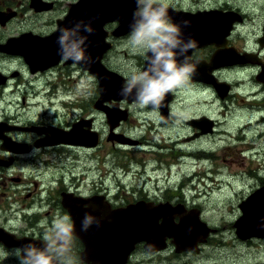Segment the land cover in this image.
<instances>
[{
    "label": "rangeland",
    "instance_id": "obj_1",
    "mask_svg": "<svg viewBox=\"0 0 264 264\" xmlns=\"http://www.w3.org/2000/svg\"><path fill=\"white\" fill-rule=\"evenodd\" d=\"M29 1L0 0V5H7L10 2L12 7H17L19 12L23 13L20 17L22 21H14L10 29L7 27L9 30L7 29L6 33L14 31L17 33L18 30L32 28L41 29L43 25L55 22L58 16L62 15L60 11L65 13L69 5L77 0H60L58 9L56 5L54 11L43 17H36L32 11L27 10ZM167 2L169 7L186 11L238 8L244 13L245 22L238 30L237 45L256 48V43L259 42L260 51L264 53L262 30L264 0H167ZM128 36L120 38L114 44L105 64L129 80L132 75L142 71L146 55L132 50ZM9 61L6 60L8 63L2 66L7 70L22 68L24 78L15 81L4 92H0V115L5 116L8 113L11 118L21 116L28 119V122H36L44 120L47 108L52 107L54 111H50L45 121L57 122L59 118L56 115L67 114L68 110H71L70 106H66L71 100L76 102L75 105L80 102L85 106L89 99L94 97L95 90L98 98L97 79L81 75L79 71L77 74L74 73L73 79L70 80L65 71L61 72L64 74L60 76L61 85L64 78L69 79V83L67 87L58 90L57 97L53 96L52 100L48 97L52 94L46 88L47 78L40 76L33 82L35 93L39 95L26 98L24 104L25 90L28 86L26 81L33 77L27 76L23 62ZM255 73V68H241L222 73L227 83L234 84L231 96L227 94V98L224 99H220L211 87L206 89L192 84L190 78L182 88L177 89L173 105L175 114L184 120L189 117L206 116L214 122L217 121L215 133L206 136V139L194 141L189 137L183 143L179 140L187 134V129L183 125L162 126L160 119H157L159 117L148 111L152 108L149 106L141 108L134 104L130 119L120 133L134 141V145H128L132 147H126L127 144L118 145L119 142L115 139L110 140L111 144H108L106 140L110 136V128L108 123L105 124L104 118H100L96 122V127L103 132L104 139L96 158H92V153L80 152L75 153L73 157L61 156L57 160L53 155L43 156L37 159L33 166L24 162L21 168L24 177L23 191L35 189V183H38V191H42L47 184L45 175L51 179L53 176H60L62 166L68 169L66 170L68 175L74 178V182L80 184L82 191L86 192L94 189L97 184L104 183L105 187L115 189L116 193L125 192L130 198L150 196L166 201L170 199L171 194L183 191L182 197L186 199L187 204L189 206L194 204L193 207L201 209L203 221L215 230L208 242L199 245L202 246L199 253L190 250L176 254L174 249H171L153 255L140 249L130 264H264V238L239 240L234 227L242 215L239 205L261 186L259 179L264 176V93H258L259 84L263 83L264 77L255 78ZM260 73L262 72L258 74ZM16 87L19 90H16ZM67 94L72 95L62 99ZM261 104L263 105L260 106ZM71 113L69 117L72 116ZM144 138L146 143L139 149L135 148L134 146H138L136 142ZM240 145L249 150L244 152L245 158L237 151ZM58 165L60 166L55 169ZM207 172L209 177L203 178L202 181L190 179L196 176L195 173L205 176ZM188 179L194 183L180 189L187 184ZM260 197L255 196L253 202L258 201ZM248 222L242 221L241 226L245 227ZM17 224L14 225L18 229L24 228L21 223ZM62 258L68 264H77L68 255Z\"/></svg>",
    "mask_w": 264,
    "mask_h": 264
},
{
    "label": "water",
    "instance_id": "obj_2",
    "mask_svg": "<svg viewBox=\"0 0 264 264\" xmlns=\"http://www.w3.org/2000/svg\"><path fill=\"white\" fill-rule=\"evenodd\" d=\"M136 10L137 0H78L69 5L67 15L58 22L57 29L51 36L27 43L25 36L11 39L6 44H0V52L20 55L27 65L43 71L56 66L63 60V45L60 43L62 30L66 29L70 32L69 44L85 39L84 44L81 45L85 60L78 65L98 78L100 98L97 107L107 111L109 123L113 129L121 121H126L129 116L128 111L119 109L120 102L123 99L129 103L135 101L140 85L137 84L132 89L131 96L124 95L126 80L121 75L110 71L103 64L102 59L111 47V44L106 41L110 34L117 37L132 31V25H135L133 14ZM168 14L172 21L180 26L181 38L193 39L198 47L207 45H215L217 48L226 47L228 43L226 38L230 32L226 21L232 20L228 12L211 10L192 13L168 8ZM14 15L8 16V19ZM8 19L4 20L0 17L3 23H6ZM185 21L188 22L187 26L184 24ZM116 22L118 26L112 33L106 30L107 25ZM89 27L92 29L91 33L88 32ZM151 55L152 53H147V57ZM221 55L223 54L217 50L209 63L201 61L204 68L199 72L195 70L192 79L213 86L224 98L229 92V86L219 82L214 75L215 70L224 66L219 62ZM181 58L182 56H178L179 60ZM66 64L77 63L69 59ZM147 65L148 61L145 62L143 71L147 70ZM194 65L196 69L199 68V64ZM0 77V85H2L6 79L3 75ZM169 94L166 95L160 107L164 115L169 112L168 104L171 101V94ZM106 102L110 103L112 108L106 106ZM191 123L209 124L206 128H202L203 134L212 132L213 122L207 118L193 120ZM46 132L51 135L42 142L44 146L76 144L95 147L99 143V135L85 134V130L79 123L74 124L71 131L64 132L50 128L46 129ZM255 196L261 197L250 205L251 208L245 207L248 200L240 206L243 217L234 226L237 229V236L242 240L264 238V187L249 197L252 202ZM63 204L73 220V235L84 244L85 249L81 254V260L86 264H127L137 244L144 243L146 251L157 253L166 248L168 239H171L176 246L177 253L190 250L199 252V243H206L212 232L207 224L201 221L198 209L187 211L181 206L174 207L169 203L154 205L141 201L126 208L113 209L103 197H98L90 200L76 199L72 202L65 200ZM86 216H91L93 223L87 231H84L82 230L83 221ZM242 221L250 223L248 222V225L244 227L241 226ZM14 245L16 246L15 241ZM54 264L59 262L54 260Z\"/></svg>",
    "mask_w": 264,
    "mask_h": 264
},
{
    "label": "flooded vegetation",
    "instance_id": "obj_3",
    "mask_svg": "<svg viewBox=\"0 0 264 264\" xmlns=\"http://www.w3.org/2000/svg\"><path fill=\"white\" fill-rule=\"evenodd\" d=\"M33 1H35L34 2L35 4L33 3ZM60 2H61L60 0H30L27 5V10L32 11L36 17H43L44 15L54 11L56 5L58 9ZM50 4L51 6L49 7ZM11 5L12 3L10 2L7 5H0V17H3L4 20L8 19V16L13 15L12 14L13 10L16 11V15L13 18L8 19L7 22L5 21L6 23L0 21V44H6L11 39L21 38L24 36H25L24 39L27 38L26 43L49 37L55 32L58 26L57 25L58 22L66 16L68 11V9L65 13L63 11H60L62 15L58 16L55 22H50L48 24H45L42 26L41 29L32 28L23 31L18 30L17 33L15 31L12 33H6L10 29V27L13 26L11 24L14 21H22L20 17L23 16V13H20L17 7L15 8L12 7ZM48 7L49 9L46 10V8ZM219 9H223L224 11L235 10L241 13V11L238 8L221 7ZM174 10H176V8ZM244 22L245 20L243 14L242 20L240 22L236 21L231 23L232 25L230 24V32L226 38L228 41L226 47L217 48L215 45H207L205 47H197L196 49H192L188 52V55L191 57V62L193 64H199V68L196 69V72H199L202 71V69L204 68V65L201 61L209 63L215 52L219 50V52L223 54L222 57L223 56L225 57V61L223 63L224 66L221 67L220 70L216 71L215 74L217 78L220 81H222V83H226L229 86V91H232L234 84L227 83L228 81L225 80L224 77H222V73L228 71H235L241 68H255L256 70L255 78H256L257 74L264 70L263 68L264 53L260 51L261 45L259 42L256 43L257 44L256 48L254 47L249 48L247 45L243 47L239 46V44L237 45V43L239 42L238 30L240 27L243 26L242 24ZM116 27H117V23H113L107 26L106 28L110 33H112ZM120 38H117L112 34H110L108 37V40L111 43L112 47L108 52L104 54L103 57V63L106 67H108L105 64L107 55L110 52H112L114 44ZM258 49L259 52H257ZM13 50L16 51V49ZM244 53H248L249 56L244 59L240 58V60L238 61L234 60V56L239 58L240 55ZM1 60L3 62H1ZM6 60H10L9 63L23 62L22 64L24 66L27 76L33 77L30 78V80L26 81L28 83V86L27 89L25 90L26 97L23 100L24 104H26V100H27L26 98L39 95V93H35V86L33 82L36 79L40 78V76H45L47 78L46 88L52 94L51 96H48L51 97V100L53 99L52 98L53 96L55 97L58 96L56 94L58 93V90L61 87L68 86L69 79L70 80L73 79L72 76L76 72L79 73L80 71L81 75L85 74L88 75L89 77L93 76L92 77L93 79H97L96 76L90 74L89 71L83 70V67H81L80 65L78 64L69 65L66 64L65 60L60 61L54 67L41 71L40 69L34 68V66L27 65L23 57L20 55L0 52V75H3L6 79V82L0 85V90H1L0 92H4L11 85H13L15 81L16 82L21 81V79L24 78V73L22 68L18 67L13 70H7L6 67L2 66V64L8 63L5 62ZM180 60H183V57ZM65 71H67V73L65 74H68L69 79L64 78L63 80L64 83L63 85H61L60 76L64 75L61 72H65ZM190 81L194 85L202 86V88L207 89L210 87L209 85L203 82H192V77H190ZM96 83H98V80H96ZM16 90H19L18 87H16ZM258 90H259L258 91L259 94L264 93V81L263 83L259 84ZM176 91L174 93L170 92L171 101L168 104L169 112L167 113V115H164L163 114L164 112L161 109L154 110L152 108L148 111L152 112L154 116L157 115L159 117L157 119L158 120L160 119V124L162 126L172 127L176 125H183L184 128L187 129V134H185L182 138L179 139L183 143L184 140L189 139V137H192L194 141H197L199 139L200 140L206 139V136L215 133L218 126L217 121L214 122L211 119L214 122L212 126L213 131L211 133L203 134L202 128L203 127L206 128L207 126H209V124L203 125L199 123L200 125L199 126L197 124L196 125L193 124L195 122L193 123L191 122L193 120H199L206 116L189 117L188 119L184 120L183 118L179 117L178 114H175V109L173 105L176 100ZM71 95L72 94H67L62 99L69 98L71 97ZM225 97L227 98V95ZM96 101H98L97 90H95L94 92V97L89 99L88 104L85 106H82L80 102H77V104L75 105L76 102H73L71 100L69 104L66 105V106H70L71 110H68L67 114L56 115V117L59 118L57 122L45 121V119L49 117L50 111L51 112L54 111L52 107L47 108L48 112L44 117V120L36 121V122H28V119H25L21 116H19L18 118H16L15 116L11 118L8 115V113L5 116H3L2 114L0 115V129H1L0 130V220H1L0 231L3 230L4 233L13 235L14 236L13 241L24 239V244L22 247H16V246L9 247L3 244L0 238V264H20L21 257L24 255L23 249L25 245L35 244V246L38 248H42L47 245L48 247V243H46L43 240L44 235L47 234L51 239L55 240L56 230L54 225L57 221L63 219L64 217H67L68 222L73 225V220L69 212L63 206V196H66L69 199H84V200L103 197L104 201L108 202L110 207L113 209L125 208L130 204L137 203L138 201L153 202L155 205L168 203V202L173 203V205H178L183 203L185 206L184 208H196L193 206H189L184 197L181 198L182 192L179 193L175 192L171 194L170 199L165 201L163 198L162 199L150 198V196L149 197L135 196L134 198H130L125 194V192L118 191L116 193L115 189L113 190L109 187H105L106 185L104 183H101L100 185L95 184L96 187H94V189H89L88 192H86V190L82 191L80 188V184L76 181L74 182L73 181L74 178L72 179V177L68 175L67 172L68 169L65 166H62L60 168L61 174L58 177L53 176V178L51 179V177H49L47 174L45 175V182L47 184L45 185V188L42 191L40 192L38 191V183H35V189H27L23 191L22 184L24 182V177L22 176L21 168L24 162L28 163V165L33 166V164L36 163V160L43 158V156L53 155L55 156V160H57V158H61V156L69 155L70 157H73L76 155L75 153H80V152H84L87 154L92 153L91 154L93 156L92 158L97 157V151L100 147H102L101 145L96 147H92L89 145L81 146V145H66V144H61L57 146L42 145L43 144L42 142L46 140L48 136L51 135L50 133L46 132V129L53 128V129H61L64 131H70L73 125L76 123H82L83 128L85 130L90 131L91 133L100 132V135L103 140L104 134L102 131H99V129H97L96 122H98L100 118H104L105 124H107L108 120L104 113L99 112L97 110ZM11 103L13 104V102ZM120 104L123 109L128 111V115H129L128 120H129L131 116V108L136 103L128 104L127 102L124 101L121 102ZM124 105L128 107L124 108L123 107ZM262 105L263 104H261L260 106ZM77 110H79L80 113L77 114ZM69 113L72 114L71 117H69ZM128 120L120 123L116 131L119 135H122L120 134L121 129L124 125H126V122ZM32 128H35L34 132L24 131V129L31 130ZM124 136L127 137L126 135ZM108 139L106 141L108 142V144H111ZM127 139L130 141V143L134 142L129 138ZM147 139H151V138H147ZM144 143H146V138L136 142L138 146H134V147L139 149L140 146L143 145ZM115 145L117 146L116 143ZM126 147H132V146L126 145ZM33 149H38V151L35 154H32ZM237 151L238 153L240 152L241 155L240 146H238ZM60 163H62V161ZM59 166L60 165L55 167V169H57ZM39 174L42 175V173ZM194 175H198V174L195 173ZM68 179L69 181H67ZM17 223H21L24 228L18 229L17 226L14 225ZM10 240H11L10 237H6L3 239V241L7 243ZM61 243L63 242L59 241L57 246L54 247L53 249L52 255L54 257H59V259L56 260H58L60 264L61 261H63L64 264H68L62 258V256L68 255L77 264H81V254L85 249L83 242L78 237L73 236L72 242L67 246L69 250L67 252H64L63 254H60L56 250L58 245ZM168 244L169 247L166 251H170L171 249H173L170 241L168 242ZM140 249L144 250L143 244L138 245L136 251L138 252L140 251ZM18 252L20 253L19 255L17 254Z\"/></svg>",
    "mask_w": 264,
    "mask_h": 264
},
{
    "label": "clouds",
    "instance_id": "obj_4",
    "mask_svg": "<svg viewBox=\"0 0 264 264\" xmlns=\"http://www.w3.org/2000/svg\"><path fill=\"white\" fill-rule=\"evenodd\" d=\"M168 7L167 0H137V10L133 14L135 25H132L128 36L129 44L134 52L142 55L150 52L152 55L147 57V70L132 75L123 91L124 95L131 96L132 89L139 84L135 103L141 108L151 106L154 110L159 109L166 95L182 88L196 70L188 55L195 48V41H184L181 38L180 26L172 21ZM184 24L187 26L188 22L185 21ZM88 32H92L90 27ZM69 37L70 32L62 30V58L65 61L71 59L78 64L85 60L84 50L81 48L85 39L69 44ZM178 56H182L183 60H179ZM37 151L38 149H33L32 154ZM92 223L93 218L86 216L82 230L87 231ZM54 227L56 239L53 240L45 234L43 240L48 243V247L44 250L35 244L25 245L20 264H54V260L59 257H54L52 253L59 241L63 242L56 248L60 254L69 250L67 246L73 240L74 226L64 217ZM61 264L64 262L61 261Z\"/></svg>",
    "mask_w": 264,
    "mask_h": 264
},
{
    "label": "bare ground",
    "instance_id": "obj_5",
    "mask_svg": "<svg viewBox=\"0 0 264 264\" xmlns=\"http://www.w3.org/2000/svg\"><path fill=\"white\" fill-rule=\"evenodd\" d=\"M168 8H170V7H168ZM214 11L215 10H218V9H213ZM241 11V10H240ZM12 14H16V11L15 10H13L12 11ZM243 12L241 11V13H239L238 11H237V15H238V17L242 20V17H243ZM263 31H264V27H263ZM131 33V32H130ZM130 33H128V34H125V35H122V36H117V38H120V37H124V36H126V35H129ZM184 41H189V40H193V39H190L189 37L187 38V37H184V38H182ZM198 46H195V48H193V49H196ZM248 53H244V54H242V55H240V57L238 58V57H235L234 56V60L235 61H238V60H240V58H244L246 55H247ZM237 56V55H236ZM24 59V58H23ZM224 61H225V57L223 56L222 57V55L220 56V58H219V62L220 63H224ZM102 62H103V59H102ZM104 64V63H103ZM108 68V67H107ZM109 69V68H108ZM110 70V69H109ZM110 71H112V70H110ZM97 78V77H96ZM97 80H98V78H97ZM98 85H99V82H98ZM99 98H100V94H99V92H98V100H99ZM123 100H125V99H123ZM98 102V101H97ZM97 110L99 111V112H102V113H104L105 115H106V118H107V123H108V126H109V128H110V136H109V141L110 140H113V139H115V140H117L118 142H119V144L118 145H124V144H127V145H134L132 142L130 143V141L127 139V137H125L124 135H119L116 131H117V129H118V127H119V125L118 126H116V127H114L113 129L111 128V124L109 123V118H108V113L106 112V110L105 109H99V107H97ZM212 121V120H211ZM213 122V121H212ZM214 123V122H213ZM81 126H82V128H83V124L82 123H79ZM74 126V125H73ZM35 128H32L30 131H35L34 130ZM73 129V127L71 128V130ZM38 130V129H37ZM60 131H64V130H61V129H59ZM70 130V131H71ZM83 130H85L84 128H83ZM213 131V130H212ZM64 132H66V131H64ZM94 133H97L100 137H101V135H100V133L99 132H90V131H88V130H85V134H91V135H94ZM130 139V138H129ZM131 140V139H130ZM133 141V140H132ZM59 145H61V144H59ZM67 145V144H66ZM71 145V144H70ZM74 145H76V144H74ZM54 146H57V145H54ZM82 146V145H81ZM180 192H182V195H181V197L183 196V191H180ZM133 197H135V196H133ZM249 197V196H248ZM247 197V198H248ZM249 202V204L247 203V205L245 206V207H247V208H251L250 207V205H252V204H254V202H252V199L250 200V198H248L247 199ZM246 200V201H247ZM138 202H141V201H138ZM137 202V203H138ZM145 202H147V201H145ZM245 201H243V202H241V204L239 205V209H240V206L244 203ZM147 203H153V202H147ZM169 203V202H168ZM133 204H136V203H133ZM154 204V203H153ZM169 204H171V205H173V203H169ZM155 205V204H154ZM173 206H181V207H185L184 206V204L182 203V204H178V205H173ZM240 211H241V209H240ZM241 214H242V211H241ZM212 231L213 232H215V230L214 229H212ZM6 237H10V241L7 243V242H4L3 241V239L4 238H6ZM13 239H14V236L13 235H10V234H8V233H4L3 234V236L1 237V241L3 242V244H5V245H7V246H13V244H14V241H13Z\"/></svg>",
    "mask_w": 264,
    "mask_h": 264
},
{
    "label": "trees",
    "instance_id": "obj_6",
    "mask_svg": "<svg viewBox=\"0 0 264 264\" xmlns=\"http://www.w3.org/2000/svg\"><path fill=\"white\" fill-rule=\"evenodd\" d=\"M261 177H262V176H261ZM259 184L264 185V179H263V178H260V179H259Z\"/></svg>",
    "mask_w": 264,
    "mask_h": 264
}]
</instances>
